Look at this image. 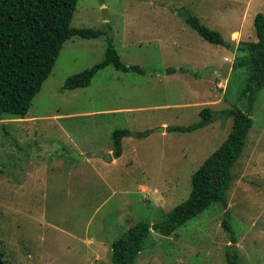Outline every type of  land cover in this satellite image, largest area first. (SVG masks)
I'll return each instance as SVG.
<instances>
[{"label": "rangeland", "instance_id": "rangeland-1", "mask_svg": "<svg viewBox=\"0 0 264 264\" xmlns=\"http://www.w3.org/2000/svg\"><path fill=\"white\" fill-rule=\"evenodd\" d=\"M185 8L237 46L257 40L264 0H79L71 26L107 34L67 39L27 115L0 120L5 264H114L112 243L134 219L165 220L189 196L192 173L232 128L229 109L248 100L236 52L206 40ZM110 41L145 73L110 64L89 86L66 88L105 59ZM180 67L187 71L167 74ZM204 107L213 113L207 126L162 135L163 123L199 122ZM252 118L229 206L215 203L169 236L152 230L135 264H228L234 254L240 264H264V88ZM116 128L142 135L124 137L113 161L105 151L115 148ZM229 210L236 242L223 225Z\"/></svg>", "mask_w": 264, "mask_h": 264}, {"label": "trees", "instance_id": "trees-1", "mask_svg": "<svg viewBox=\"0 0 264 264\" xmlns=\"http://www.w3.org/2000/svg\"><path fill=\"white\" fill-rule=\"evenodd\" d=\"M79 0H0V120L6 116L25 117L34 97L40 92L44 81L50 76L67 39L77 35L84 38L107 34L105 29L72 27L71 22ZM187 22L211 43L225 45L236 52L234 72L245 70L247 79L243 95L245 107L234 105L228 114L233 118L227 138L211 153L191 175L189 196L171 209L165 220L151 223L134 222L112 243L114 264H135V259L152 230L169 236L190 219L211 205L229 206V189L234 174L232 168L242 156L249 132L253 126L252 110L259 91L264 88V13L255 16L257 40L240 41L236 46L227 41L220 31L204 24L189 9H184ZM113 64L124 72L145 71L137 65L123 62L119 52L110 41L106 57L91 68L70 76L65 87L75 89L90 85L100 69ZM187 71L186 68H168L167 74ZM189 70V69H188ZM202 120L187 126H167L168 130L188 132L207 126L213 121L212 111L204 107ZM142 135L128 128L112 131L114 154L122 153V140L130 135ZM230 211L223 225L231 232ZM236 254L229 257L228 264H240ZM0 263L5 264L0 258Z\"/></svg>", "mask_w": 264, "mask_h": 264}, {"label": "crops", "instance_id": "crops-1", "mask_svg": "<svg viewBox=\"0 0 264 264\" xmlns=\"http://www.w3.org/2000/svg\"><path fill=\"white\" fill-rule=\"evenodd\" d=\"M116 111H119L118 109H114V110H109V112H115L116 113ZM163 125L165 126V127H163L162 129V135L163 136H167V135H169L168 134V128H167V123H163ZM129 129V128H128ZM131 130V129H130ZM132 131V130H131ZM134 132V131H133ZM133 135V137H138L139 135H134V134H132ZM132 135H130V136H132ZM150 136L149 135H147L146 136V138H149ZM164 140L166 139V138H163ZM115 149V148H114ZM105 153H107V155H108V157H111L112 158V160L113 161H116L117 160V158L118 157H116V156H114L115 154H114V150H112V148L110 147V148H108L107 149V151H105ZM122 154H123V149H122V153H121V155L120 156H122ZM133 220V219H132ZM134 222H136L135 221V219L132 221V223H130L131 225L134 223ZM130 225V226H131ZM94 264H98V263H94Z\"/></svg>", "mask_w": 264, "mask_h": 264}]
</instances>
